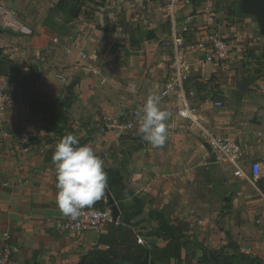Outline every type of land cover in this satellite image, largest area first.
Listing matches in <instances>:
<instances>
[{
	"label": "crops",
	"instance_id": "crops-1",
	"mask_svg": "<svg viewBox=\"0 0 264 264\" xmlns=\"http://www.w3.org/2000/svg\"><path fill=\"white\" fill-rule=\"evenodd\" d=\"M59 1L0 0L33 29L21 36L0 27V87L13 86L14 99L0 112V232L14 238L10 264H80L111 243L128 255L137 254L136 243L145 248L141 260L114 264H210L217 255L223 264H264V34L257 14L244 12L243 0H86L71 17L68 8L57 10ZM172 32L189 44L193 120L179 114L181 98L161 96L174 73L162 43ZM211 34L228 42L230 58L191 60L194 42ZM249 75L258 77L244 87ZM150 91L172 114L162 148L145 142L138 124L125 137L99 131L102 114L142 108ZM204 130L238 146L245 173L260 163L256 185L216 158ZM24 132L36 140L28 151ZM68 133L92 146L105 170L128 179L108 189L117 217L99 231L62 228L70 219L56 204L52 155ZM107 198L104 192L99 200Z\"/></svg>",
	"mask_w": 264,
	"mask_h": 264
},
{
	"label": "built area",
	"instance_id": "built-area-1",
	"mask_svg": "<svg viewBox=\"0 0 264 264\" xmlns=\"http://www.w3.org/2000/svg\"><path fill=\"white\" fill-rule=\"evenodd\" d=\"M123 1V0H119ZM190 2V0H184ZM0 27L5 31L15 35L31 36L33 29L26 24L20 15L12 10L0 5ZM165 47H168L172 54V66L174 73L167 79L165 87L161 91L162 97L176 96L182 99V107L179 109V114L188 119H194L195 110L190 97L195 94V91L187 85L189 79V70L191 61L187 58L188 45L187 40L182 32H172L162 41ZM195 49L191 60L194 57L203 54L204 62H213L215 60H227L230 58L231 47L228 42L217 35L211 34L205 38H200L192 45ZM96 72V70H93ZM13 86L0 87V112L4 111L7 105L11 104L14 99L11 94ZM216 107H223L224 102L217 100ZM142 110L141 107L134 108L129 112L121 115L111 113L102 114L97 121V128L101 132L116 131L119 136H129L138 124L137 113ZM204 136L208 146L218 159H226L234 163L236 175L249 180L254 185L261 179V165L259 162L253 164L251 174L245 173L238 166L239 148L228 138L216 134L210 130H204ZM25 150L28 151L35 143L30 134L24 132L22 134ZM107 202V199H105ZM114 217L111 207L108 205L105 208H98L94 204L82 210V215L76 221L67 220L63 223L62 228L68 232H77L81 230H101L106 224L114 222ZM14 238L9 230L0 232V264H10L13 252Z\"/></svg>",
	"mask_w": 264,
	"mask_h": 264
},
{
	"label": "clouds",
	"instance_id": "clouds-1",
	"mask_svg": "<svg viewBox=\"0 0 264 264\" xmlns=\"http://www.w3.org/2000/svg\"><path fill=\"white\" fill-rule=\"evenodd\" d=\"M128 91L136 92L134 83ZM160 96L150 91L142 110L137 113L138 133L153 147L162 148L168 140L167 121L171 113L160 104ZM56 169V204L61 214L78 220L82 210L99 200L107 187L108 175L103 159L90 145H81L78 137L68 133L56 145L52 155Z\"/></svg>",
	"mask_w": 264,
	"mask_h": 264
},
{
	"label": "trees",
	"instance_id": "trees-1",
	"mask_svg": "<svg viewBox=\"0 0 264 264\" xmlns=\"http://www.w3.org/2000/svg\"><path fill=\"white\" fill-rule=\"evenodd\" d=\"M60 0L57 5V10H63L68 8L69 12L68 15L71 17H76L79 15L80 12H82L84 1L83 0ZM69 5V6H68ZM36 143V140L33 139ZM108 175V184L107 188L110 191L118 190L124 185L127 184L128 179L124 177L122 174L118 173L117 171L113 169H107L105 170ZM94 205L98 208H105L107 206V202L104 200H97ZM110 224H114V222H111ZM116 227L121 229L123 226L121 224H116ZM136 251L137 254L135 255H128L127 253H120L116 249V246L114 243H111L109 245V248L107 250H101L98 248H95L91 250L90 252L86 253L82 256V260L80 264H114L117 259H125L127 261L131 260H141L145 253V248L141 244L136 243ZM210 264H223V261L219 258V256L211 257L209 260Z\"/></svg>",
	"mask_w": 264,
	"mask_h": 264
},
{
	"label": "water",
	"instance_id": "water-1",
	"mask_svg": "<svg viewBox=\"0 0 264 264\" xmlns=\"http://www.w3.org/2000/svg\"><path fill=\"white\" fill-rule=\"evenodd\" d=\"M241 7L244 12L246 13H254L257 14L260 25H261V32L264 34V0H243L241 3ZM258 76L257 75H249L246 76L243 79V86L246 87L248 86L253 80H255ZM25 94L27 97H31V89L29 86H25ZM105 192L107 194V199H109L108 205L111 207L114 217L116 219L117 217V212L115 211V207L112 205L114 202L111 198L110 192L108 188L106 187Z\"/></svg>",
	"mask_w": 264,
	"mask_h": 264
},
{
	"label": "rangeland",
	"instance_id": "rangeland-1",
	"mask_svg": "<svg viewBox=\"0 0 264 264\" xmlns=\"http://www.w3.org/2000/svg\"><path fill=\"white\" fill-rule=\"evenodd\" d=\"M73 0H71V1H69V4H70V2H72ZM83 1H86V0H83ZM69 6V5H68Z\"/></svg>",
	"mask_w": 264,
	"mask_h": 264
}]
</instances>
